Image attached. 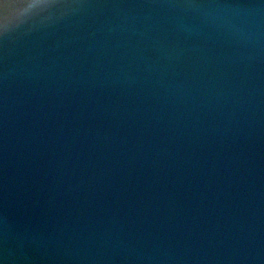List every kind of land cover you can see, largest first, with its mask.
<instances>
[{
    "label": "water",
    "instance_id": "water-1",
    "mask_svg": "<svg viewBox=\"0 0 264 264\" xmlns=\"http://www.w3.org/2000/svg\"><path fill=\"white\" fill-rule=\"evenodd\" d=\"M39 4L0 25V264H264V0Z\"/></svg>",
    "mask_w": 264,
    "mask_h": 264
},
{
    "label": "clouds",
    "instance_id": "clouds-1",
    "mask_svg": "<svg viewBox=\"0 0 264 264\" xmlns=\"http://www.w3.org/2000/svg\"><path fill=\"white\" fill-rule=\"evenodd\" d=\"M38 6H42L39 4V0H32V3L29 4V6L23 11H21L18 0H0V25L6 24L18 17L24 16Z\"/></svg>",
    "mask_w": 264,
    "mask_h": 264
},
{
    "label": "snow or ice",
    "instance_id": "snow-or-ice-1",
    "mask_svg": "<svg viewBox=\"0 0 264 264\" xmlns=\"http://www.w3.org/2000/svg\"><path fill=\"white\" fill-rule=\"evenodd\" d=\"M29 6V2L28 0H22L21 4H20V10L23 11L25 8H27Z\"/></svg>",
    "mask_w": 264,
    "mask_h": 264
}]
</instances>
